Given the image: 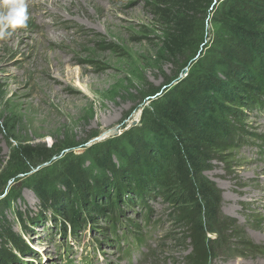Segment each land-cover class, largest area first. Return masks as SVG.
<instances>
[{"label": "rangeland", "instance_id": "obj_1", "mask_svg": "<svg viewBox=\"0 0 264 264\" xmlns=\"http://www.w3.org/2000/svg\"><path fill=\"white\" fill-rule=\"evenodd\" d=\"M163 1L15 0L24 5L26 26L0 20V229L22 242L0 238V249L14 256L9 264H264V104L233 105L238 137L208 148L205 177L219 191L220 215L206 235L196 228L193 205L170 188L145 204L123 198L115 214L124 223L122 239L96 212L93 224L61 222L73 197L59 184L63 163L89 152L84 170L94 168L92 161L119 147L125 133L147 127L149 93L163 96L222 55L227 36L215 13L233 0H215L207 18L196 7ZM8 11L0 0V18ZM177 16H187L188 39L178 37ZM172 38L173 50L166 44ZM18 148H54L57 155L28 162ZM43 178L60 191L58 207L39 197ZM78 190L87 193V186ZM136 234H146V242L138 245Z\"/></svg>", "mask_w": 264, "mask_h": 264}, {"label": "trees", "instance_id": "obj_2", "mask_svg": "<svg viewBox=\"0 0 264 264\" xmlns=\"http://www.w3.org/2000/svg\"><path fill=\"white\" fill-rule=\"evenodd\" d=\"M214 1L163 2L178 9L196 7L207 18ZM233 2V6L223 7L215 13L220 17L218 25L227 36L224 39L226 42L221 43V57L210 61L199 75L179 83L163 96H155L159 90L149 93L147 100L150 101V107L145 108L142 116L143 126L147 127L141 130L134 128L125 133L119 140V147L102 152L96 157V162L92 161L94 168L84 170L83 158L89 152L75 156L76 159L70 163H63L64 173L60 175L59 184L69 194L72 192L73 197L60 210L63 217L61 222H74L76 226L93 224L94 220L90 216L96 212L108 222H114L111 233L122 239L123 234L119 232L124 223L117 221L119 218L115 214L120 211L118 205L122 204L123 198L136 196L137 200L145 204L153 192L157 194L170 188L175 189L174 193L179 195L178 198L184 204L193 205L197 213L195 225L202 236L212 231L211 222L220 215V200L216 186L205 177L212 162L208 148L217 141L234 142L235 136L238 137L231 122V117L236 115L233 105L242 104L253 109L264 104V0L246 4L242 0ZM186 17L174 18L180 39L184 36L189 38L190 28ZM177 42L172 38L166 44L173 50ZM189 81L190 85L187 84ZM17 150L28 162L35 155V159H42L38 162L47 163L57 155L54 148H45L42 153H36L37 150L32 148ZM113 155L121 163L119 166L113 163ZM36 184L37 193L45 206L54 200V206L58 207L61 194L54 182L43 178ZM84 186H87V193L76 194ZM111 188L113 193H110ZM106 196L108 203L103 205L101 198ZM56 210L58 214L59 209ZM83 215L89 217L84 218ZM144 219L149 221L146 216ZM134 227L140 231L138 226ZM5 236L16 245L22 243L9 230L1 228L0 238ZM133 237L138 245L147 240L146 234L144 237L141 234ZM127 243L133 245L130 240ZM129 250L124 254L129 255ZM11 259H14L13 255L0 249V264H9Z\"/></svg>", "mask_w": 264, "mask_h": 264}, {"label": "clouds", "instance_id": "obj_3", "mask_svg": "<svg viewBox=\"0 0 264 264\" xmlns=\"http://www.w3.org/2000/svg\"><path fill=\"white\" fill-rule=\"evenodd\" d=\"M3 3L6 7L9 8V11L4 15L0 20L4 23L5 27H24L26 26L27 16L25 15V8L22 2H15L12 0H3ZM3 35V32L0 31V36Z\"/></svg>", "mask_w": 264, "mask_h": 264}]
</instances>
